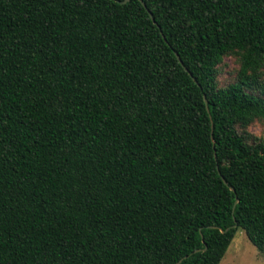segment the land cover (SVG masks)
I'll return each mask as SVG.
<instances>
[{
    "label": "trees",
    "instance_id": "16d2710c",
    "mask_svg": "<svg viewBox=\"0 0 264 264\" xmlns=\"http://www.w3.org/2000/svg\"><path fill=\"white\" fill-rule=\"evenodd\" d=\"M121 1L0 0V264L264 256V0Z\"/></svg>",
    "mask_w": 264,
    "mask_h": 264
},
{
    "label": "rangeland",
    "instance_id": "374dc122",
    "mask_svg": "<svg viewBox=\"0 0 264 264\" xmlns=\"http://www.w3.org/2000/svg\"><path fill=\"white\" fill-rule=\"evenodd\" d=\"M239 70V59L228 56L218 67V84L220 87L233 83ZM247 132L264 142V120H257L247 127ZM220 264H264V256L248 241L244 232L237 229Z\"/></svg>",
    "mask_w": 264,
    "mask_h": 264
},
{
    "label": "water",
    "instance_id": "95a60500",
    "mask_svg": "<svg viewBox=\"0 0 264 264\" xmlns=\"http://www.w3.org/2000/svg\"><path fill=\"white\" fill-rule=\"evenodd\" d=\"M112 1H115V0H112ZM139 2H140V4L142 5V7L145 9V11L147 12V14H148V16H149V18L151 19V21L153 22V24L159 29V31H160V28H159V26L157 25V23L154 21V19H153V17H152V14H151V12L147 9V7H146V5H145V3L142 1V0H138ZM127 2H129V0H123V1H121V2H119V3H121V4H125V3H127ZM160 33H161V31H160ZM161 35H162V33H161ZM162 38L164 39V36L162 35ZM165 40V39H164ZM175 54V56H176V59L178 60V62L182 65V62H181V60H180V58H179V56L177 55V53L175 52L174 53ZM185 69V71L186 72H188V70L186 69V68H184ZM188 74L190 75V73L188 72ZM191 76V75H190ZM193 81L195 82V83H197L194 79H193ZM199 86V85H198ZM204 100H205V97H204ZM205 104H206V100H205ZM218 174H219V176H220V172L218 171ZM222 180H223V182H224V184H226V182L224 181V179L222 178ZM230 190L231 191H234L233 190V188H231L230 187ZM236 202H237V200H235V204H236ZM234 204V205H235ZM236 226V225H235ZM211 228H215V227H211ZM187 258V256H184L183 258H181L178 262H176V264H180L184 259H186Z\"/></svg>",
    "mask_w": 264,
    "mask_h": 264
}]
</instances>
